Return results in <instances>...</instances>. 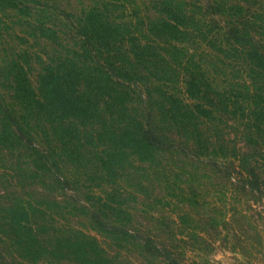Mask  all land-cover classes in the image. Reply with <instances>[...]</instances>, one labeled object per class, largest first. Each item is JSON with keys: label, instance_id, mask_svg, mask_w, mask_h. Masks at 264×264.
Returning a JSON list of instances; mask_svg holds the SVG:
<instances>
[{"label": "trees", "instance_id": "1", "mask_svg": "<svg viewBox=\"0 0 264 264\" xmlns=\"http://www.w3.org/2000/svg\"><path fill=\"white\" fill-rule=\"evenodd\" d=\"M39 3L0 0L1 10L20 12L31 34L56 46L55 55L35 54L36 85L27 64L0 76V165L11 156L21 180L76 194L68 166L79 172L92 158L111 177L135 162L160 171L170 150L192 144L202 157L231 160L261 190L264 0H149L131 11L122 4V12L115 0H92L66 30L45 22L53 16ZM191 41L242 59L252 84L220 88L188 57ZM231 121H244L243 132ZM48 207L22 197L0 204V244L5 237L32 255L61 251L41 237L54 220Z\"/></svg>", "mask_w": 264, "mask_h": 264}, {"label": "rangeland", "instance_id": "2", "mask_svg": "<svg viewBox=\"0 0 264 264\" xmlns=\"http://www.w3.org/2000/svg\"><path fill=\"white\" fill-rule=\"evenodd\" d=\"M37 1L53 16L45 22L63 30L65 21L76 20L92 5V0ZM148 1L115 3L122 12L124 5L131 11ZM21 16L0 9V76L10 75L13 64H27L36 85L41 69L35 54L55 55L56 46L31 34ZM185 48L220 88L252 84L242 59L228 60L200 41ZM231 124L243 132L244 121ZM238 144L246 151L242 138ZM232 164L202 157L192 144L170 150L160 171L135 162L116 177L101 174L100 165L89 158L79 172L74 166L65 168L79 181L75 194L71 187L53 192L21 180L17 161L8 156L0 165V204L17 197L47 204L54 220L46 219L41 237L62 249L32 255L4 237L0 264H264V185L261 190L250 186Z\"/></svg>", "mask_w": 264, "mask_h": 264}]
</instances>
